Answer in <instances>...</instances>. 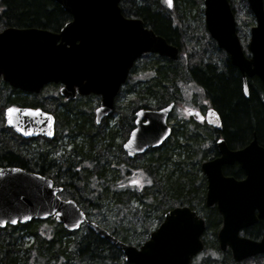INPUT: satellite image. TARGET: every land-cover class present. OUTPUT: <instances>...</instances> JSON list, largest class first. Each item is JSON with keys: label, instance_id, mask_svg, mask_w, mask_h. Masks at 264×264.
I'll return each instance as SVG.
<instances>
[{"label": "trees", "instance_id": "1", "mask_svg": "<svg viewBox=\"0 0 264 264\" xmlns=\"http://www.w3.org/2000/svg\"><path fill=\"white\" fill-rule=\"evenodd\" d=\"M161 1L135 0L144 4L135 13L145 21V27L178 47L177 60L157 54L144 55L151 60L140 69L143 79L134 81L131 86L132 90L134 88L133 99H136L129 100L126 108L120 109L119 112L125 111V116L120 115L118 125L107 131L96 132L99 126L88 122L75 106L68 109L65 120L68 122L66 128H70L67 143L71 148L63 152L69 155L66 158L71 161V171L66 177L61 172L60 177L63 176L66 183L59 196L73 199L87 218L122 242L136 246L147 238L155 221L161 222L166 211L187 205L201 212L203 176L200 163L217 155V137H222L229 148L235 149L247 144L255 133L258 143L264 146V92L260 80L255 76L247 80L248 96L245 97L239 71L230 64L227 54L217 47L204 25L172 27L167 19L151 13L146 6ZM194 1L198 0H179L178 3H184L185 7L183 20L191 11L187 4ZM229 3L236 19L239 18L237 7H244L247 23L243 27L248 31L253 24V15L247 1L229 0ZM65 16L52 0H0V30L5 27H37L57 31ZM236 27L238 36H241L244 29L239 22ZM199 32L208 40L210 49L206 50L209 57L205 55L200 39H196ZM189 87L197 107L202 110L210 106L218 112L222 128L214 130L206 124L187 128L183 122H176L159 147L128 158L121 144L128 127H132L133 110L140 106L161 107L176 103ZM0 89L9 94L4 97L1 94L2 108L15 102L33 106L32 99L28 101L20 94L12 96L17 89L2 80ZM2 126L0 111V131L3 133L7 129ZM2 137L0 133V154L4 155L0 156V166L32 170L31 147L11 148ZM136 173L142 176V181L139 183L134 179L135 184L131 185L129 180ZM223 173L236 178L243 174L237 164L226 165ZM206 213L208 229L216 230L220 223L218 212L208 208ZM134 219H139L140 226L132 221ZM139 228L141 230L136 232ZM259 228L260 225L255 224L245 233L255 237ZM130 229L135 233L128 232ZM214 234L215 231L210 242H206L205 250L210 252H204L200 264H230L229 253L218 250ZM212 251L220 253V257H215ZM122 255L119 249L86 226L68 231L53 218L0 228V264H128Z\"/></svg>", "mask_w": 264, "mask_h": 264}, {"label": "water", "instance_id": "2", "mask_svg": "<svg viewBox=\"0 0 264 264\" xmlns=\"http://www.w3.org/2000/svg\"><path fill=\"white\" fill-rule=\"evenodd\" d=\"M52 1L72 16L57 31L37 27L0 30V78L14 88L39 92L45 84L53 82L62 84L59 92L66 99H73L75 94L99 95L94 111L95 124H99L113 111L114 98L136 59L144 53H156L174 61L178 58V47L145 27L142 20L123 18L119 0ZM246 1L254 24L243 50L229 0H203L205 29L239 71L245 97L247 80L254 76L260 80L264 92V2ZM10 107L3 113L5 125L19 136H52L51 114L29 107H12L18 111L9 114L6 110ZM172 107L173 102L156 109L140 107L134 111L133 127L121 145L128 158L159 147L170 135L167 118ZM29 109L31 113L25 111ZM187 113L196 120L204 119L214 130L222 128L213 107L204 114L193 109H187ZM215 148L217 155L202 161L200 170L207 183L205 205L215 204L222 216L217 233L219 248L229 246L235 260L264 253V146L253 133L247 144L235 149L217 137ZM235 163L243 172L242 178L222 171L224 166ZM60 190L50 178L38 173L0 166V228L48 218H54L68 231L84 224L119 249L128 264H189L190 258L203 249L204 221L188 206H176L165 212L159 225L136 247L89 220L73 199L58 196ZM258 219L263 225L259 240L239 235L242 228Z\"/></svg>", "mask_w": 264, "mask_h": 264}, {"label": "flooded vegetation", "instance_id": "3", "mask_svg": "<svg viewBox=\"0 0 264 264\" xmlns=\"http://www.w3.org/2000/svg\"><path fill=\"white\" fill-rule=\"evenodd\" d=\"M178 2H179V0H171V6H169V3L167 2V0H162L161 5H160L161 9L157 8L156 5H153L150 3L146 6L149 8L151 13H157V14H159V16L163 17L164 19H167L172 27L191 26V22L192 23L199 22V24L202 23L204 25L203 0H201V2H200V0H198L197 2L194 1V2L189 3V4L186 3L187 5H190V8L193 10V12L195 14L196 13L198 14V20L192 19L190 17H187V19L183 20V18H184L183 13L185 12V10H184L185 7L183 5L184 3L179 4ZM142 5L144 6V4L136 3L135 0H119V2H118L120 13L123 16V18H125V19H140V20H142L143 25L145 26V23H144L145 21L140 17V15L135 13L139 7H143ZM58 7L61 10H63L59 4H58ZM63 11L65 12L66 16H65V19L59 24L60 27H62L65 23H67L68 21H70L72 19V16L70 13L66 12L65 10H63ZM131 72H132V68L129 70L128 76L130 75ZM128 76H127V78H128ZM60 87H61V83L51 82V83L44 85L40 89L39 92H29V91H22V90L17 89L16 92L12 93V96L20 94V95L25 96L26 100H28V101L30 99H32L33 106H31L30 104L24 105L22 102H15V103L7 104L3 107L1 116L3 119V128L7 129L3 133H5V134L7 133L8 136L16 135L17 138H19L20 140L21 139L23 140L22 143L24 145L29 144V143L31 144L30 147H31V151L33 152L32 153V156H33L32 170H28L29 168L28 169L22 168V169L27 170V171H32V172L38 173L44 177L50 178L53 181V185L61 187V190H62V188L64 187V183H66V180H63V176H65V177L68 176V174H70V171H71V161H70V159L66 158L69 155H67V153L65 154L63 152V151L66 152L67 150H69L71 148V144L67 143L68 129H70V128L69 127L66 128V125H67L66 123H68L65 121L66 120V112L68 111V109H71V106L78 107L81 110V112L84 114V116L87 118L88 122H90L91 124H94L96 126H99V128H101V129L104 128V130L107 131L109 129V127L107 126V123L113 117L112 115L114 113V110H113V112H111L110 114H108L107 116L102 118V120L100 121L99 124H95V119H94L95 113H94V111H95L96 106L99 103L100 96L96 95V94H76L73 99H66L63 95L60 94V92H59ZM48 88H52V93L48 95V98H50V99L47 102H50L51 104H55V107H53L51 109L46 108L43 104V100L46 99V95H44V93L46 92V90ZM90 96L95 97L97 102H96V105L91 112L92 116L87 115L88 116L87 117L85 115V113H87V111L84 108L85 107V105H84L85 101L84 100ZM77 99L79 100V102H78L79 104L77 103L75 105H72L73 102L76 101ZM185 102H186V100H183L181 98L180 101H177L173 105V108H175L176 111H177V108L179 109L178 112L180 114L178 115L179 117H177L178 120H179V118H181V120L179 122H183V123L185 122L186 124L185 123L184 124L187 126V128H190L194 125H200V126L205 125L206 124L205 120H196L192 115H189L186 111H187V109H193V110H199L200 112L204 113L205 109L208 106H206L204 109L201 110L199 107L194 105V103H193V105L188 106L185 104ZM81 104L83 106L79 107V105H81ZM115 104H116V100L114 101V109L116 107ZM8 106H13L16 108H24V107L40 108V109H43L44 111L49 112L53 117V134H52V136L46 137L44 135H36V136L29 137V138H23V137L19 136L10 127L5 125L3 113H4L5 108ZM144 108H151V106H147ZM133 113H134V110L132 112V116H133L132 117V127H133V120H134ZM169 117H170V114L168 116V125L170 126V129H172V123L170 122ZM118 118L119 119L115 120V125H118V123H119L120 117H118ZM178 120H177V122H178ZM132 127H128V133L132 129ZM128 133H127V135H128ZM62 140H64V141H62ZM63 147L68 148V149L62 150ZM148 150H146L144 153L139 154V155L145 154ZM0 156H4V155H2V153H1ZM4 162H6V161H4ZM233 165H236V163ZM2 166H5V165H2ZM6 166H10V165H6ZM222 171H223V169H222ZM61 172H64V175L62 177H60ZM200 173L202 174V172H200ZM202 176H203V179H202V181H203L202 182V184H203V206H202L201 212H197L195 209H193V210H195L197 215L204 220L205 226H204V230L201 234V240L203 243V250L201 252H198L194 256H192L190 258L189 264H193L195 262V260L193 262V259L196 258L199 253H204L205 247L207 244L206 243L207 240H205L206 239L205 237H207V232L209 234V242H210V239L213 238L212 234L214 231H215V234H214L215 244H216V246L220 252L229 253V255L232 259V262L230 264H245V263L250 264V263L255 262L257 260L260 261V264H264V253H257V254H254L252 256L240 259V260H235L232 256V252H231V249L229 246H226V248L224 250H221L219 248L217 233H218V230L220 229V227L222 226V216L218 212L215 204H213L211 206L205 205L204 198H205L206 184L207 183H206V179H205L203 174H202ZM242 177H243V174L239 178H242ZM129 181H131V185H134L136 180L130 179ZM208 208L215 209L218 212L217 214H219L220 223L217 225L216 230L208 229V226L206 223V221H207L206 218H208L207 217L208 213H206V212H207ZM255 224L260 225V228L258 230V234L255 237H251V236L246 235L245 232ZM262 234H263V225H262V221L259 219L255 223H253V224H251L245 228H242L239 231L240 236H245V237H248V238L253 239V240H259L261 238ZM208 252H210V251H207V253ZM211 253H213V255H214V253H218V252L212 251ZM247 261H249V262H247ZM198 264H200V262Z\"/></svg>", "mask_w": 264, "mask_h": 264}, {"label": "rangeland", "instance_id": "4", "mask_svg": "<svg viewBox=\"0 0 264 264\" xmlns=\"http://www.w3.org/2000/svg\"><path fill=\"white\" fill-rule=\"evenodd\" d=\"M162 2V1H161ZM160 5H161V3L160 4H157L156 6H157V8H160ZM161 9V8H160ZM237 10H238V14H239V18H237L236 19V22H239L240 23V26H242V28L244 29V31H242V33H241V36H239V39L241 40H245L246 41V45H247V42H248V39H249V29H248V31H246L245 30V27H243L246 23H247V17H246V15H245V11H244V7H237ZM187 16L188 17H190V18H192V19H196L197 18V20H198V15H196L194 12H193V10L191 9V11H189L188 12V14H187ZM199 25V22H195V23H192L191 22V26H195V25ZM201 25V24H200ZM188 38V37H187ZM196 39L198 40V39H200V44L203 46V51H204V53H205V55L207 56V57H209L208 56V52H207V50H209L210 49V47H209V44H208V40L206 39V38H202L201 37V34H200V32H199V34L196 36ZM245 44H242V48H243V50L244 49H246V45ZM207 49V50H206ZM189 50H190V48H189ZM146 56V55H145ZM145 56H142L139 60H137L136 61V63L134 64V66H133V68H132V72L130 73V75L128 76V79H127V81H126V83L122 86V88L120 89V91H119V93L117 94V96H116V98H115V100H116V107H115V109H114V113H113V117L109 120V122L107 123V126L110 128V127H112V126H114L115 125V120L116 119H119L118 117L120 116V115H124V114H126L125 113V111L124 112H119L120 111V109H124V107H125V105L129 102V100H134V99H136V98H134L133 99V97H134V93H133V91H134V88H133V90L131 89V86L133 85V82L134 81H136V80H139V79H143V77H142V73H141V70L140 69H142V66H145L147 63H149L150 62V60H151V58L149 57V56H147L146 58H145ZM185 57V56H184ZM186 57H187V55H186ZM186 87H188V85L186 86ZM183 89H186V88H183ZM52 93V88H48L47 90H46V92L44 93V95H46V99H44L43 100V104H44V106L46 107V108H49V109H51V108H53V107H55V104H51L50 102H47V101H49V99L50 98H48V95L49 94H51ZM1 94L3 95V97L4 96H7V95H9L8 94V91H2L1 92V89H0V96H1ZM183 99V100H186V102H185V104L186 105H193V100H192V89L189 87L188 88V90H185L183 93H182V95L180 96V99ZM85 103H84V105H85V110L87 111V113H85V115L87 116V115H89V116H91L90 114H91V112H92V110H93V108L95 107V105H96V102H97V100H96V98L95 97H88V98H86L85 100ZM79 102V100L77 99L76 101H74L73 102V104L72 105H75V104H77ZM79 104V103H78ZM195 105V104H194ZM83 105L81 104V105H79V107H82ZM78 108V107H77ZM126 108V107H125ZM177 108V107H176ZM3 108H2V106H0V111L2 110ZM79 109V108H78ZM48 110V109H47ZM80 110V109H79ZM179 109L177 108V111H176V109L175 108H173L172 109V111H171V113H170V117H169V120H170V122L172 123V124H175L176 122H177V117H179L178 115L180 114L179 112ZM125 116V115H124ZM88 117V116H87ZM181 120V118H179V120H178V122ZM185 123V122H184ZM186 124V123H185ZM2 128H3V126H2ZM2 130V129H1ZM104 130V128L103 129H101V128H99L98 127V129L96 130V132L98 131V132H102ZM0 133L3 135V137H2V139L3 140H5L6 141V143H7V145H9L11 148H16V147H20V146H24V147H30V143L29 144H23L22 143V139L21 140H19V139H17L16 137H13V136H7L8 134L6 133H2V131H0ZM118 134V133H117ZM118 136H119V134H118ZM117 136V137H118ZM1 139V138H0ZM62 141H64V140H62ZM67 150L68 148H65V147H63L62 148V150ZM61 150V151H62ZM141 160H139L137 163H139ZM202 176V175H201ZM132 179H137L138 180V182L140 183L141 181H142V176L141 175H139V173H136L135 175H132ZM60 197L62 198V199H65L64 198V196L63 195H61L60 194ZM134 223H136V225L138 226H140V223H139V219H134V220H132ZM152 221V220H151ZM158 222L157 221H155L154 223H153V225H151V230H153L154 228H156L157 226H158ZM141 229L139 228V229H137L136 230V232H139ZM128 232H130V233H135L134 232V230H132V229H130V230H128ZM206 239L205 240H207L206 242H209V234H208V232H207V237H205ZM25 240H28V238H26ZM211 240V239H210ZM208 251V250H207ZM206 250L204 251L205 253L207 252ZM203 256H204V253H199L198 255H197V257L196 258H194L193 259V262H194V260H195V262L193 263V264H198L201 260H202V258H203ZM214 256L215 257H217V258H219L220 257V254L219 253H214ZM197 260V261H196ZM247 262H249V261H247ZM245 264H248V263H245ZM250 264H260V261L259 260H257V261H255V262H252V263H250Z\"/></svg>", "mask_w": 264, "mask_h": 264}, {"label": "snow or ice", "instance_id": "5", "mask_svg": "<svg viewBox=\"0 0 264 264\" xmlns=\"http://www.w3.org/2000/svg\"><path fill=\"white\" fill-rule=\"evenodd\" d=\"M167 2L169 3V6H171V0H167ZM7 113H12V112H14V111H18L17 109H14V108H12V107H10V108H8L7 110ZM26 112H28V113H31V111L32 110H25ZM37 112L39 111V110H36ZM9 123H12V120L11 119H9V121H8ZM21 131H23V129H20ZM149 183H150V181H149ZM67 214V213H66ZM16 221H13V223H15Z\"/></svg>", "mask_w": 264, "mask_h": 264}]
</instances>
